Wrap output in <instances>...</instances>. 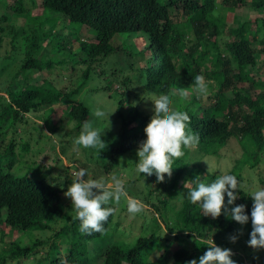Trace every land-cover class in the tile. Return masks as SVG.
<instances>
[{
  "label": "trees",
  "instance_id": "16d2710c",
  "mask_svg": "<svg viewBox=\"0 0 264 264\" xmlns=\"http://www.w3.org/2000/svg\"><path fill=\"white\" fill-rule=\"evenodd\" d=\"M246 5L260 14L244 21L239 18L236 26L228 25L221 15L222 11ZM0 10V52L4 49L0 56L14 57L13 64L2 72L20 64L2 89L4 103H0V264H185L203 254L209 247L206 245L209 239L233 249L238 264H264V248L257 249L261 252L256 256L246 243L251 218L241 225L223 212L216 218L203 215L198 204L186 199V193L182 194V207L174 211V217L162 214L178 192V179L193 161L190 151L203 156L215 154L219 147L236 139L244 154L230 171L240 178L241 164L253 169L261 162L264 0H12L10 3L0 0ZM61 21L66 22L65 27ZM49 22L51 27L47 28ZM83 27L91 33L87 39L81 38L86 35L80 33ZM119 37L124 40L121 43L130 62L126 69L114 66L108 71L106 59L115 55V41ZM50 47L55 53L78 49L81 56L75 64H87L82 80L71 92L54 93L43 87L27 86L33 72H41L53 62L44 61L45 56L36 53H45ZM57 63L62 60L57 59ZM107 72L115 80L109 79L97 90L116 99L111 102L116 103L120 125L105 138L106 147L100 150L108 154V160L101 166L106 176L115 172L122 156L139 152V141L147 139V128L156 115L155 100H148L152 109L147 111L132 103L131 90L136 89V84L159 96L175 87L196 90L194 76L202 74L209 88L207 95L196 91L191 101L183 100L174 106L188 112L189 125L199 136L184 155L174 159V164L178 163L175 178L165 174L166 179L156 181L151 189L149 184L156 177L140 174L146 186L137 188L139 194L130 192L144 206V212L136 214L142 220L141 233L132 243L117 240L122 234L131 235L134 229L124 226L122 218L114 212L104 222L103 232H81L79 220L67 209L69 197L64 192L69 186L68 179H64L63 187L50 183L53 173L63 175L56 162L61 161V152L68 151L69 139L64 143L60 140V156L53 158L52 164L35 160L30 163L34 155L29 154L45 153V145L40 140L32 142L29 129L18 131V125L26 121V114L39 111L43 105L65 104L69 108L67 135L74 138L83 121L90 119L91 109L85 101H72L71 96L79 93L89 78L93 77L97 84L98 77L106 76ZM47 116L45 119L55 135L63 121L53 123L51 115ZM187 155L189 160L185 158ZM192 166V177L199 174L207 182L216 176L205 173L197 163ZM153 192L158 196L151 202ZM247 192L241 191L236 203L245 204L250 215L252 197ZM170 220L172 227L168 225ZM162 224L172 232L173 239L163 236ZM7 228L28 235L31 243L5 241ZM39 232H43L41 237ZM230 234H237L238 240L231 241ZM186 240H191L190 248L184 245ZM157 250L160 255L154 260L151 255Z\"/></svg>",
  "mask_w": 264,
  "mask_h": 264
},
{
  "label": "rangeland",
  "instance_id": "374dc122",
  "mask_svg": "<svg viewBox=\"0 0 264 264\" xmlns=\"http://www.w3.org/2000/svg\"><path fill=\"white\" fill-rule=\"evenodd\" d=\"M222 1V0H218ZM12 2V0H9V3ZM1 13V10H0ZM260 12L254 11L251 7L248 5L235 8L234 10H228V11H222L221 15L224 16V19L226 20L228 25H237V21L240 18L242 20H248L250 18L256 17ZM239 21V22H240ZM62 22V21H61ZM66 22H62L63 27H65ZM179 25L181 26V20L179 21ZM47 28L51 27V22L46 24ZM68 26V25H67ZM60 27V24L56 27L58 29ZM182 27V26H181ZM254 27V25H253ZM66 29V28H65ZM82 31L85 36H81L82 39H87V36L90 37L91 33L87 30V28H81L80 33L82 34ZM120 38V39H119ZM115 41V45L117 46L116 52L114 56L108 57L106 59V67L108 71H111L112 68L115 66V69L122 68L126 69L125 66L130 62V57L127 55V53L124 50V46L122 45L121 41L124 44V40L119 37ZM73 52L67 49H61L59 52L55 53L54 49L51 47L47 48V51L45 53L36 52L37 56L42 55L44 58V61L47 59L52 60L51 65L49 67L44 68L41 72H33L31 74L32 80L28 82V88L32 87H43L46 90H51L52 92H62V93H68L71 92L72 89H74L79 81L82 80L83 72L87 68V64H75L78 57H80V53ZM4 52V49L0 52L1 55ZM35 53V56H36ZM75 56V57H74ZM66 57L68 58L67 60ZM57 59L60 61L62 60V63H57ZM11 61H14L13 56H8L7 54L5 57L0 56V103H4V97H2V94L5 95V93L2 91L5 84L7 82L11 81V78L15 71H17L18 67L20 66L19 63L14 65L12 68L9 67V71L2 72L3 68L6 66H11L13 63ZM102 65L99 64V67ZM28 73V72H27ZM26 75V74H23ZM263 76L262 74H260ZM95 76V75H94ZM114 76V75H112ZM110 75L109 72H107V75H101V77H98L97 84L94 80V78H89V80L84 84V86L81 88L80 92L77 94L72 95V101H85L86 104L89 105L91 109V117L89 120L95 119L92 114V108L95 106H100L104 108L108 115H106L103 118H100L98 120V126L101 127L102 130H104L103 139L106 141L105 138L110 137L111 134L116 132L119 128V120L117 118L116 111V103H112L111 101H116L115 98H109L107 97L108 94L103 95L102 92H100L98 89L99 87H102L107 83L109 79L115 80ZM24 76L20 77V80H23ZM96 79V78H95ZM118 84L115 85V88ZM136 89L131 90V101L134 105H140L141 108L147 111V109H152L151 103H148V100L145 99V95L147 94V90L140 85L136 84ZM121 87H119L120 90ZM118 92H120L118 89H116ZM179 88L175 87L173 88V91L175 93L173 99H174V106H177L181 101L185 100L186 102H189L193 99V97H196V90L188 89V95L186 97L180 96L178 92ZM130 101V102H131ZM53 108V110L51 109ZM68 106L65 104H57L53 107H50L48 105H43L39 111H32L28 114H26V121H23L21 124L18 125V131L23 129H29V134L32 136V142H36L38 140L41 141V143H44L43 149H45V153L42 152L40 154H29V156L34 155L29 159V162L36 161L39 163H46V164H52L55 157L60 156L61 152V141L64 143L68 139L70 140L71 144L69 145V149L66 153L61 152V161L56 162L57 170L60 172H63V175L65 178L68 179V183L70 185L71 183V173L74 169L78 167H87L90 170V174L93 176V178L103 176L106 179L110 178L109 176H106L103 173V170L101 166L106 163L108 160V154L101 153L100 151H95L93 149L84 148L83 146H76L73 144V137H69L67 135V132H70V128L68 127L67 120L68 116ZM52 110V111H51ZM47 112V113H46ZM47 114L51 115V119L53 123H57L58 121L62 120L63 125L60 128L58 132L54 133L51 131V127H49L50 123L46 121L45 118H47ZM110 115V116H109ZM109 116V119H108ZM40 131H43V134H40ZM62 134L65 135V137L62 136ZM77 133L76 135H78ZM67 135V136H66ZM74 135V137L76 136ZM51 136V137H50ZM61 140V141H60ZM35 145V144H34ZM36 147V146H35ZM38 148H36L37 151ZM85 152V154H83ZM191 160H193L189 167H187L186 171L180 176L178 179V192L174 198V200L169 201L168 205L164 208L162 211V214L167 218L168 216L174 217V211L176 209L182 207V194H185L187 192V188H184V182L185 180H189L193 178L190 173L193 169L192 164L197 163L202 170L205 171V173L210 175H217L221 172H228L232 169V167L236 164L238 160L243 159L244 149L241 146V144L236 139H231L227 145L219 147L215 154L211 155H200L196 153L195 150H192L189 152ZM187 160H189V156L187 155L185 157ZM139 159L138 153L136 151H132L130 153H127L126 155L122 156L120 159V162L118 166L115 168V172L120 175V177L125 181V186L128 188L129 196L131 198H137L136 196L132 195L130 192H140L138 190V187H145L146 182L144 179H140V174H137L135 172V164L137 163V160ZM178 164V163H177ZM173 165L172 170V178H175L177 175V169L178 165ZM209 165L211 166L212 171L208 172ZM241 171H242V179L244 180L245 184L247 186H264V153L261 155V162L255 167V168H249L248 165H240ZM133 181L132 185H130V182ZM151 189H154L156 186V179L152 180L149 184ZM248 191V188L245 189ZM158 196L154 192L151 193L152 198L150 199L151 202H154L156 197ZM163 196V195H162ZM68 198V197H67ZM140 200V199H139ZM142 201V200H140ZM69 207L67 208L69 213L74 215V213L70 210L72 207L71 199L68 200ZM173 205H172V204ZM175 203V204H174ZM110 204L115 209L114 213L116 217H121L124 223V226H127L129 229L132 230V234L129 235L126 233L122 234L121 237H118V241L123 242L126 240L128 243L134 242L136 239V236L139 235L140 232V225L142 223V220L140 218H137L136 215H130L125 211V207L128 204V200L124 197H121L119 200H111ZM61 222V219H60ZM59 224V223H58ZM2 225V224H1ZM161 229V232L164 234L165 237H170L171 239L174 238V235L172 232L164 225ZM169 226H173V221L168 222ZM3 227V226H2ZM1 230V226H0ZM5 241L8 240H15L20 242L22 245H29L31 243V239H29L28 235L23 234L22 232L18 231H10L8 228L5 230ZM123 231V230H122ZM27 234L31 233V231H24ZM124 232V231H123ZM39 236L41 237L43 235V232H39ZM141 233V232H140ZM149 232L145 234H149ZM50 234V233H47ZM34 236V235H33ZM31 237V236H30ZM116 239V238H115ZM191 243V240H189ZM188 240L184 242V245L190 248V243ZM2 247L1 244V231H0V248ZM158 251V250H157ZM157 251H155L152 255V259L158 258L160 255H157ZM251 252L257 253L256 256L260 255L261 251H257V248H250ZM43 253V250H40V255ZM241 254H244V252H241Z\"/></svg>",
  "mask_w": 264,
  "mask_h": 264
},
{
  "label": "clouds",
  "instance_id": "9594fccd",
  "mask_svg": "<svg viewBox=\"0 0 264 264\" xmlns=\"http://www.w3.org/2000/svg\"><path fill=\"white\" fill-rule=\"evenodd\" d=\"M194 84L199 94H208V82L202 74L194 76ZM178 92L183 97L188 95L186 88H180ZM174 95V92L159 96L148 92L145 95L146 100L156 101V115L147 128V139L139 141V159L135 164V172L147 178L155 176L157 182L164 181L165 174L171 177L174 159L184 155L185 150L199 140L198 134L189 125L188 112L174 107ZM92 114L95 119L83 121L73 144L100 151L106 147L107 142L102 138L104 130L98 126V120L108 114L100 106L93 107ZM211 171L209 165L208 172ZM70 176L71 183L64 195L71 199L70 210L74 213V218L79 220L81 232L105 230L104 222L115 211L110 206L113 199L119 200L121 197L127 199L130 215L144 212L143 204L129 196L125 181L116 172L111 173L107 179L103 176L93 178L89 168L78 167ZM64 179L65 176L58 173H53L49 177L50 183H60L61 187ZM246 187L247 195L252 197L250 215L245 204L236 203L241 191L244 192ZM184 188H187L186 199L192 204H198L203 215L216 218L223 212L226 217L241 225L246 224L251 218L252 228L246 243L253 248H264V186H247L242 178L228 171L217 174L214 179L207 182L197 174L185 180ZM238 238L237 234L229 236L233 242ZM206 245L209 247L198 259H190L185 264H238L233 258V249L218 245L213 239H209ZM156 254L159 255V251Z\"/></svg>",
  "mask_w": 264,
  "mask_h": 264
}]
</instances>
